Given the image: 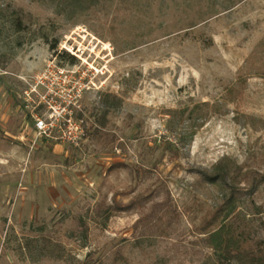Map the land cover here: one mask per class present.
I'll use <instances>...</instances> for the list:
<instances>
[{
  "label": "rangeland",
  "instance_id": "374dc122",
  "mask_svg": "<svg viewBox=\"0 0 264 264\" xmlns=\"http://www.w3.org/2000/svg\"><path fill=\"white\" fill-rule=\"evenodd\" d=\"M47 90L76 144L37 135ZM258 178L230 220L264 240V0H0V264H210Z\"/></svg>",
  "mask_w": 264,
  "mask_h": 264
},
{
  "label": "trees",
  "instance_id": "16d2710c",
  "mask_svg": "<svg viewBox=\"0 0 264 264\" xmlns=\"http://www.w3.org/2000/svg\"><path fill=\"white\" fill-rule=\"evenodd\" d=\"M54 3L58 9L67 7H80V5L89 6L95 0H49ZM56 43L52 44L54 48ZM245 78L242 75L237 77L239 89L229 87L227 96L229 100L234 101L235 97L242 94L245 85ZM122 164H113L109 170ZM203 179L213 182L216 175L203 173ZM262 179L254 180L248 187L241 188L233 185L225 200L213 211L209 217L204 219L200 225L199 231L203 234L202 242L210 250L214 257L211 258L210 264H264V240L253 238L249 233L239 230L230 220L234 213L237 202L245 194H252L262 183ZM119 209L125 206H118ZM99 213L101 212L99 208ZM264 225V222H262ZM120 255V254H119Z\"/></svg>",
  "mask_w": 264,
  "mask_h": 264
},
{
  "label": "built area",
  "instance_id": "2783aa9c",
  "mask_svg": "<svg viewBox=\"0 0 264 264\" xmlns=\"http://www.w3.org/2000/svg\"><path fill=\"white\" fill-rule=\"evenodd\" d=\"M57 95L51 90L40 95L39 105L43 106L44 112L32 115L35 131L38 136H51L56 129L57 138L67 139L76 144L83 134L82 121H73L69 105H63L64 100L57 102L55 98Z\"/></svg>",
  "mask_w": 264,
  "mask_h": 264
}]
</instances>
